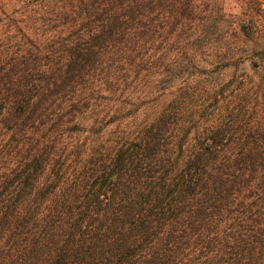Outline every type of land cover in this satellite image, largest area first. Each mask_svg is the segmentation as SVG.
Wrapping results in <instances>:
<instances>
[{
	"label": "trees",
	"instance_id": "1",
	"mask_svg": "<svg viewBox=\"0 0 264 264\" xmlns=\"http://www.w3.org/2000/svg\"><path fill=\"white\" fill-rule=\"evenodd\" d=\"M0 264H264V0H0Z\"/></svg>",
	"mask_w": 264,
	"mask_h": 264
}]
</instances>
